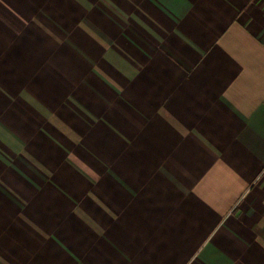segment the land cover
Segmentation results:
<instances>
[{"label":"crops","instance_id":"0c3cea01","mask_svg":"<svg viewBox=\"0 0 264 264\" xmlns=\"http://www.w3.org/2000/svg\"><path fill=\"white\" fill-rule=\"evenodd\" d=\"M0 264H264V0H0Z\"/></svg>","mask_w":264,"mask_h":264}]
</instances>
